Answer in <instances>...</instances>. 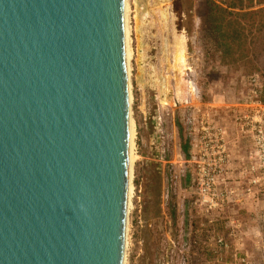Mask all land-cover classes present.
Returning <instances> with one entry per match:
<instances>
[{
  "label": "water",
  "instance_id": "95a60500",
  "mask_svg": "<svg viewBox=\"0 0 264 264\" xmlns=\"http://www.w3.org/2000/svg\"><path fill=\"white\" fill-rule=\"evenodd\" d=\"M122 0H0V264H122Z\"/></svg>",
  "mask_w": 264,
  "mask_h": 264
},
{
  "label": "rangeland",
  "instance_id": "374dc122",
  "mask_svg": "<svg viewBox=\"0 0 264 264\" xmlns=\"http://www.w3.org/2000/svg\"><path fill=\"white\" fill-rule=\"evenodd\" d=\"M127 5L135 162L125 264H264V193L249 185L253 145L237 121L254 92L261 101L262 74L221 58L205 30V0ZM202 117L225 140L210 210L195 183Z\"/></svg>",
  "mask_w": 264,
  "mask_h": 264
},
{
  "label": "trees",
  "instance_id": "16d2710c",
  "mask_svg": "<svg viewBox=\"0 0 264 264\" xmlns=\"http://www.w3.org/2000/svg\"><path fill=\"white\" fill-rule=\"evenodd\" d=\"M204 24L222 59L262 74L264 103V0H205Z\"/></svg>",
  "mask_w": 264,
  "mask_h": 264
},
{
  "label": "built area",
  "instance_id": "2783aa9c",
  "mask_svg": "<svg viewBox=\"0 0 264 264\" xmlns=\"http://www.w3.org/2000/svg\"><path fill=\"white\" fill-rule=\"evenodd\" d=\"M191 93V92H190ZM189 93V94H190ZM193 96H197V91H192ZM240 122V128L250 137L253 145L251 154L250 175L252 179L249 182L251 189L264 193V104L258 99L254 92V98L250 101L246 110L237 118ZM200 135L198 143L202 145L200 160L195 183L196 190L201 199V203L208 209L214 206L213 200L216 195V179L223 175L222 166L226 162L224 133L208 124L202 117L200 122ZM212 158L216 159L213 166L209 165Z\"/></svg>",
  "mask_w": 264,
  "mask_h": 264
},
{
  "label": "bare ground",
  "instance_id": "6f19581e",
  "mask_svg": "<svg viewBox=\"0 0 264 264\" xmlns=\"http://www.w3.org/2000/svg\"><path fill=\"white\" fill-rule=\"evenodd\" d=\"M128 5L127 0H122V17H123V39H124V63H125V76H126V89H127V102H128V122H127V189H126V214H128L130 199L133 194V184H132V169L135 162V132L132 119L130 118V84H129V63L132 58V50L130 46V29L128 26L127 15L128 14ZM126 233V228H125ZM126 239L124 237L123 242V255H122V264H125V249H126ZM128 255V254H127Z\"/></svg>",
  "mask_w": 264,
  "mask_h": 264
}]
</instances>
